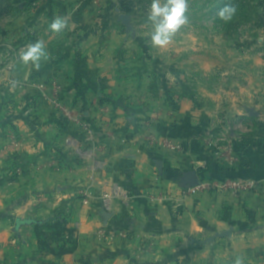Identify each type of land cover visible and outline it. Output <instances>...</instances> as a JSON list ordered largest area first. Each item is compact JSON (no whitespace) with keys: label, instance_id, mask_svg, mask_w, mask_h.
Segmentation results:
<instances>
[{"label":"crops","instance_id":"1","mask_svg":"<svg viewBox=\"0 0 264 264\" xmlns=\"http://www.w3.org/2000/svg\"><path fill=\"white\" fill-rule=\"evenodd\" d=\"M40 2V13L49 20L45 29L59 53H49L39 71L15 66L17 79L28 88L37 79L52 84H45L50 90L36 109L38 117L16 120L23 138H13L18 154L32 157L33 170L44 171L45 189L55 200L44 204L33 199L25 208L31 205L45 219L57 202L77 198L80 246L64 261L233 264L242 256L245 264H264L263 70L246 76L236 67H221L205 54L193 53L186 45L190 38L182 34L165 48L152 47L138 29L135 35L127 31L118 19L126 13L114 0ZM57 15L69 21L58 35L49 30ZM138 15H129L132 24ZM194 70L200 71V80L191 77ZM57 102L74 114L73 121H66ZM82 124L96 137L100 167L73 156L78 152L68 141L76 136L84 142ZM225 128L233 129L238 158L233 164L217 160L200 140L206 131ZM165 138L179 148L164 147ZM234 178L258 180L260 186L234 196L211 191L179 200L188 185ZM118 184L127 196L116 198L107 211L101 194ZM85 191L90 207L82 206L80 194L75 196ZM165 192L175 201L151 199ZM240 222L249 229L241 230ZM231 227L232 238L200 242ZM99 230L106 235H98Z\"/></svg>","mask_w":264,"mask_h":264},{"label":"rangeland","instance_id":"2","mask_svg":"<svg viewBox=\"0 0 264 264\" xmlns=\"http://www.w3.org/2000/svg\"><path fill=\"white\" fill-rule=\"evenodd\" d=\"M37 2L40 0H11L14 10L11 9V13H0V264H71L69 261H64L66 256L56 258L52 254L39 252L31 225L16 226L18 218L44 219L31 205L28 209L25 208L31 200L36 199L35 201L38 202L41 199L40 202L44 204L49 201L52 204L55 201L45 189L44 184L47 179L44 171L33 170L32 157L28 155L29 153L21 157L15 147L17 141L13 138L15 136L19 141L23 138L16 129V120L23 119L27 115L37 118L38 105H42L45 97L48 98L40 90V86H46V81L41 83L35 79L36 81L29 85V89L24 82L17 79L18 69L15 66L22 65L18 62V52L28 43L43 40L48 43V52L51 55L59 53L53 50L54 40L49 39L50 34L45 29L49 20L45 15L42 16L41 2L36 4ZM114 2L118 3L119 7H124L125 2V5L132 10L137 8L136 14H139L140 19L147 24H139L134 20V27L138 29L137 33L149 37L151 25L147 21V15L151 0H114ZM252 4L254 6L252 22L242 24L236 32H231L225 37L224 25L217 16L218 0H189L187 13L189 23L177 35L189 37L190 40L186 45L191 47L193 53L197 51L202 56L205 54L221 67L226 69L236 67L241 69L242 74L247 73L246 76L254 75L258 70L264 72V0H252ZM144 8L146 10L143 12ZM23 13H26V19L21 17ZM58 58L60 61L61 56ZM199 73L200 71L194 70L191 77L200 80ZM192 83L194 84L191 82V85ZM46 88L42 90L47 93L50 89L47 86ZM231 130L233 132V129ZM248 130L252 133L254 128L248 127ZM238 135L245 137L242 134ZM68 144L76 148L71 141ZM73 156L82 155L74 153ZM82 158L93 161L84 155ZM36 164L38 165V162ZM79 194L83 199L82 206L88 207L89 202L84 203L88 196L79 192L75 196ZM76 200L77 198L65 203L57 202L49 217L67 219L79 233L78 220L81 211L75 205ZM97 233L100 236L106 235L104 230H99Z\"/></svg>","mask_w":264,"mask_h":264},{"label":"built area","instance_id":"3","mask_svg":"<svg viewBox=\"0 0 264 264\" xmlns=\"http://www.w3.org/2000/svg\"><path fill=\"white\" fill-rule=\"evenodd\" d=\"M135 11H137V8H134ZM139 20V24L142 23V19H140V15L137 17ZM146 25V24H143ZM45 87V88H44ZM42 89H47L46 86H40L41 92L45 93L46 91H43ZM57 107L61 111V114L65 119H67L69 122L74 120V114L68 110L66 107L61 105L60 103H57ZM83 131L85 134V140L82 142L78 137H70L68 142H72L74 146H76V151L80 155L87 156L91 158L93 161L96 162L97 166L100 167L101 161L97 160L95 158L96 155V137L94 136L91 128L87 124H82ZM200 140L203 143V145L211 150L212 155L217 160H226V162L233 164L238 160L237 156L234 155V144H233V133L230 131V129L225 128L221 129L219 131L215 130H209L204 132L200 136ZM16 142V141H14ZM17 145V143L15 144ZM88 145V146H85ZM162 145L164 147L168 148L169 150H177L179 147H177L169 138L163 139ZM260 186V182L257 180H242V179H226V180H218V179H210L206 181H201L197 185H188L186 188L182 190L180 193V199L181 201H185L188 199V197L196 195L197 193L202 192H211V191H218V192H230L233 196L239 195L245 191H251L256 190L257 187ZM85 196H88V192H84ZM159 195V194H158ZM127 192L123 189V187L118 184L115 185L113 190L111 192H103L101 200L102 205L105 207L107 211H112L113 209V202L118 197H126ZM153 200H158L165 202V200H172L175 201V198L168 194V192L162 193L159 195V197H151ZM88 199L84 201L85 204L88 203ZM123 237H126V232H121L120 234Z\"/></svg>","mask_w":264,"mask_h":264},{"label":"clouds","instance_id":"4","mask_svg":"<svg viewBox=\"0 0 264 264\" xmlns=\"http://www.w3.org/2000/svg\"><path fill=\"white\" fill-rule=\"evenodd\" d=\"M189 0H151L147 21L151 25L149 43L155 48H165L173 42L174 37L189 23ZM237 13V7L228 3L220 8L217 16L224 23L232 21ZM69 27V21L64 16H54L49 24V30L61 34ZM18 62L30 70L39 71L42 63L50 59L47 46L43 40L28 43L17 54ZM233 264H245L242 256H237Z\"/></svg>","mask_w":264,"mask_h":264},{"label":"trees","instance_id":"5","mask_svg":"<svg viewBox=\"0 0 264 264\" xmlns=\"http://www.w3.org/2000/svg\"><path fill=\"white\" fill-rule=\"evenodd\" d=\"M234 4L237 7V13L228 23L224 25L223 35L229 36L231 32H236L244 23L252 22L254 6L252 0H218V10L225 4ZM14 10L11 0H0V13H11ZM123 11L128 15H136V11L124 5ZM1 45V44H0ZM51 85L52 82H47ZM66 121H68L66 119ZM31 225L35 232L38 251L41 253L52 254L56 258L73 255L80 246V238L75 226H72L67 219L58 217H49L48 219H16V226ZM240 229L245 231L250 225L247 222L238 223Z\"/></svg>","mask_w":264,"mask_h":264},{"label":"water","instance_id":"6","mask_svg":"<svg viewBox=\"0 0 264 264\" xmlns=\"http://www.w3.org/2000/svg\"><path fill=\"white\" fill-rule=\"evenodd\" d=\"M118 19L125 25L127 31L133 35H135L136 31L134 28V25L132 24V19H130V16L128 14H123L121 13L118 17ZM252 115H254V113H252ZM199 182H196L194 184L191 185H197L199 184ZM234 234V228L231 227L229 230H225L222 232H217L214 235H212V237H209L205 240L200 241L202 244H212V242H214L217 239H229L232 238Z\"/></svg>","mask_w":264,"mask_h":264}]
</instances>
